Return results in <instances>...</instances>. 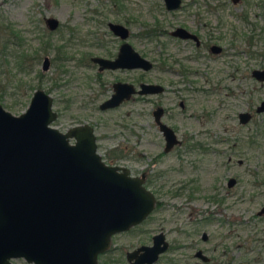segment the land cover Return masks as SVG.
Returning a JSON list of instances; mask_svg holds the SVG:
<instances>
[{
  "label": "rangeland",
  "instance_id": "rangeland-1",
  "mask_svg": "<svg viewBox=\"0 0 264 264\" xmlns=\"http://www.w3.org/2000/svg\"><path fill=\"white\" fill-rule=\"evenodd\" d=\"M182 1L185 9L171 13L174 18L170 19L171 14L163 12L160 0H0V19L12 24L19 32L27 52L38 55L28 73L16 74L30 87L22 96H3L0 99L3 109L18 115L25 110L33 91L43 90L51 96L52 110L56 113L51 127L64 132L75 125H94L97 152L102 160L127 167L132 175L145 168L137 159L141 131H146L144 139L150 142L145 145L146 151H158L161 139L158 132L149 127L148 102L134 99L115 109H97L109 90L96 89V82L101 78L94 75L95 69L86 55H103L106 51L112 52L116 46L115 40L108 35L106 23L128 25L137 32V22L144 25V30L154 19L166 18L168 24L186 20L183 23L189 29L196 28L202 39L210 35L207 41L226 47L227 54L214 61H188L183 57L190 44L175 45L166 41L164 52L168 57L173 56L179 63L198 69L197 73L182 76V84H177L180 76L158 72L155 68L145 73L144 79L149 81L156 80L155 74L163 83L175 81V85H170L173 88H219L216 97L223 96L225 101L233 104L232 107L217 109L215 101L203 102L211 116L201 123L180 117L175 105L168 112L172 117L168 123L174 124L181 135L200 130L205 133H198V136L217 137L222 121L223 133L230 137L226 142L230 151L222 154L208 150L204 155L185 151L178 154L177 151L161 157L156 163L145 160L149 164L146 169H151L150 176L155 178L148 188L159 202L157 208L140 225L112 237L109 251L97 256L100 264H126L125 251L150 244V237L157 232L164 234L169 246L154 264L189 263L192 260L190 243L193 242L206 251L210 258L208 264H264V247L260 248L253 241L255 230L258 231L261 225L254 216L264 203V112H254V107L264 99V81L248 79L252 69L264 68V0H237L235 3L231 0ZM194 12L199 16H192ZM46 17L57 19L55 30L46 29L43 21ZM199 26H203L202 29ZM145 38L135 49L145 58L154 60V37ZM232 51L234 53L229 56ZM43 57L49 60L46 71L40 67ZM228 62L239 67L234 70V77L228 74L233 73ZM207 64L216 65L219 72L199 74L208 71ZM112 76L135 78L136 72H111L102 78L111 81ZM180 94L179 97L189 99L195 110L190 99L196 94L190 91ZM164 97L168 103L171 94L166 93ZM12 102H17L14 108L9 107ZM244 110L251 112V120L246 125H239L236 113ZM215 113L218 115L216 120ZM156 136L158 140L154 139ZM156 141L159 146L154 147ZM209 146L221 150L223 145L211 143ZM227 177L236 179L230 189L225 185ZM189 194L191 198H188ZM211 194L220 199L217 204L210 198L205 199ZM202 232L208 237L205 243L200 241ZM10 263L31 264L21 258L10 259Z\"/></svg>",
  "mask_w": 264,
  "mask_h": 264
},
{
  "label": "water",
  "instance_id": "water-1",
  "mask_svg": "<svg viewBox=\"0 0 264 264\" xmlns=\"http://www.w3.org/2000/svg\"><path fill=\"white\" fill-rule=\"evenodd\" d=\"M164 1L170 9L179 2ZM57 23L45 19L50 30ZM109 27L124 36L120 25L109 23ZM93 60L101 68H149L126 44L113 60ZM47 66L45 57L41 68ZM251 76L263 81L264 68L251 70ZM158 90L161 87L147 84L138 93ZM113 91L100 109L114 107L134 93L124 83H115ZM263 110L264 101L256 107L257 112ZM55 116L51 97L41 90L32 93L18 115L0 104V264L18 258L31 264H100L97 256L107 248L109 237L138 224L153 207L154 198L141 179L129 176L123 167L103 164L88 125L60 132L49 126ZM159 126L168 147L173 133ZM262 213L264 206L257 212ZM166 247L157 234L151 246H141L127 258L135 257L131 264H149Z\"/></svg>",
  "mask_w": 264,
  "mask_h": 264
},
{
  "label": "flooded vegetation",
  "instance_id": "flooded-vegetation-1",
  "mask_svg": "<svg viewBox=\"0 0 264 264\" xmlns=\"http://www.w3.org/2000/svg\"><path fill=\"white\" fill-rule=\"evenodd\" d=\"M161 1V5H162V9L164 13H175V12H180L182 11V9L184 10V8H182L183 6V1L179 0L178 2V6L175 8H166L165 6V1L164 0H160ZM232 3H235L237 0H231ZM155 7H153V10ZM192 16H199L198 13L194 12L191 13ZM184 16V15H183ZM49 18V17H46ZM44 18V25L46 27V29H48L49 31H53L58 27V23L57 26L50 30L46 24H45V19ZM53 18V17H51ZM168 18L172 19L174 18L171 14V16H168ZM55 19V18H54ZM57 20V19H56ZM182 23H176V24H168L169 21L166 20V18H161L160 20H153L152 25L147 26L144 28V30H142V28L144 27V25L142 23L137 22V27L138 30L137 32H133L131 30V28L128 25H123L120 23H115V22H107L106 23V28H107V32L108 35L115 40L116 42V46L114 47V49L112 50V52L106 51V53H104L103 55H95V54H88L86 55L88 58V61L90 62V66L93 67L95 69V73L94 75L96 77H100V81L96 82L97 83V87L96 89H101L105 90L108 88L109 90V94L106 98H104L101 102L98 103L97 105V109L99 111H106V110H111V109H115L119 106H121L122 104L128 102V101H132L134 99H136L137 101H140L142 103L144 102H148L150 103V107L148 108V112L146 114V116H148L150 118V125L149 127L155 129L156 132H158V134L160 135V139H161V146H159V144L156 142L154 143V147L159 146V150L154 152V151H146L145 150V145L149 144L150 142L146 141L144 139V134H146V131L142 130L138 141H137V145L139 146V151L137 152V159L139 162L143 163L145 165V168H142L139 173L137 175H132L130 173V170L127 167L124 166H120V165H114V164H108L105 163L102 158L101 155L97 152V138L96 135L94 134V125H88L91 129H92V133L94 136V144H95V151L96 153L100 156V160L103 162V164L108 165V166H118V167H123L125 169H127V174L131 177H137L139 179L142 180V186L149 191L153 198H154V203H153V207L150 210V212L136 225H133L131 227H129L127 230L124 231H120V232H116L113 233L110 237H109V243L107 248L99 255H104L107 251H109V248L111 246V239L112 237H114L117 234H121V233H126L129 230H131L133 227L140 225L143 221H145V219L154 211V209L157 208V204L159 203L157 201V199H155V195L154 192L151 191L148 187L151 184V182L155 179L154 177H151L150 175V170L151 169H146L147 167H149V164L145 162V160L150 161L151 163H156L158 162V160L168 154H172V153H176L178 151V154L180 152L185 151V153H196L197 155H204L207 153L208 150H212L213 152H217V153H222L225 154V152L228 150L230 151V149L228 148V146L226 145V142H229V135L224 134V128L225 126L223 125L222 121H218L219 122V127L220 130L218 132L217 137H211V136H198L199 134H203L205 133L202 131H197L196 133H189L186 132V135H181L176 131V127L174 124H170L168 123V120L171 121V115H168L169 110H171V107H176L179 110V114L180 117H186L189 120L194 119L196 122H201L203 123L204 119L209 115L211 116V113L209 112V110H207V104H204L203 102L206 103H210L211 101H215L216 105H217V109H220L221 107L225 106V107H232L233 104L230 103L229 101H225L223 99V96H219L218 98L216 97V91L219 89L217 87H210V88H203V87H193L191 89L188 88H173L170 85L174 84L173 82L175 81H168V84L163 83L160 81V76L158 74H155V78L156 80L154 81H149L144 79V75L145 73L150 72L152 69H157L158 72H165V73H171L176 75L177 77L180 76L181 79H179L177 81V84H182L183 77H186L190 74H196L197 70L196 68H192L189 66H185L182 63H179V61H177L173 56H169L168 57V53H165L164 51L166 50L165 48V44L166 41H168V43H170L172 41V44L178 45L179 43L182 44H190L188 47L189 49H192V52L188 49L187 50V54L184 55V59L185 60H206V61H210V60H216L218 58H221L222 56H225L227 54L226 50H225V46L224 45H219L217 43H212L211 41H207V36L210 35H205V39H202L199 34L197 33L198 31H196V28L193 29H189L187 26V24H184L183 22H185L186 20H179ZM199 21V20H198ZM58 22V21H57ZM109 23L110 24H118L122 27V29L124 30V36L121 37L120 35H118L117 33H114L113 30L109 27ZM168 26V27H167ZM203 26H199V29H202ZM181 30V31H178ZM93 33V32H91ZM94 34V33H93ZM145 37L148 38H152L154 37V42H155V49H154V60H150L144 57L143 53L141 51H138L135 49V46L137 44L142 45V43L145 41ZM160 37H162V41L160 39ZM122 44H126L129 46V48L136 53V55L142 59H145L148 64H149V68L148 69H144L142 66L140 67H133V68H126V67H117L114 69L111 68H101L100 64L97 63L96 61L93 60V58H101V59H105V60H113L116 58L120 46ZM99 45L103 46L104 44L99 43ZM183 45V46H184ZM233 45L231 44V47ZM229 49V46L228 48ZM234 52L232 51V53H228V55L230 56V54H233ZM236 53V52H235ZM249 57H251V53L249 52ZM45 58V57H43ZM42 58V61H43ZM47 58V57H46ZM48 60V58H47ZM167 60V61H166ZM230 61V60H229ZM168 62V63H167ZM227 62V61H225ZM233 62L234 61H230ZM228 65L231 66L233 73H228L231 77H234L236 72L234 73V70H238L239 67H237V64H233L232 63H227ZM42 65V62H41ZM172 65H176L177 67H173ZM216 66V65H215ZM212 67L209 64L206 65V68L208 71L205 72H200L207 74V72L212 75L214 73H218L219 71L216 70L217 67ZM41 67V66H40ZM49 67V60H48V66L46 68V70ZM263 69V68H262ZM42 71H46L43 70L41 68ZM223 71H228L227 69H222ZM253 70V69H252ZM111 72H136V77L135 78H119V77H113L111 78V81H106L103 80L102 77H104L105 74L111 73ZM249 77L248 79H254L256 82H263V81H258L256 80L254 77L251 76V71L248 73ZM94 81L96 80L95 78L93 79ZM115 83H124V84H128L131 85V87L134 90V93H131L128 98L121 100V102H119L118 105L111 107V108H105V109H100L99 105L101 103H103L105 100L109 99V97L111 96V94L114 92L113 91V86ZM147 84H153V85H157L159 87H161V90H158L154 93H143V92H139L141 90V85H147ZM175 85V84H174ZM36 90H41V89H36ZM225 90L229 91V89L225 88ZM35 91V90H34ZM33 91V92H34ZM43 91V90H41ZM186 91H190V93H195L196 96L190 100L193 101V105L196 109L193 110L191 107V104L188 102L189 99H183L179 96H181L180 92H186ZM44 92V91H43ZM45 94H48L46 92H44ZM166 93H170L171 97L167 99L168 103L166 102V98L164 97L166 95ZM177 94V95H176ZM32 95V94H31ZM49 95V94H48ZM233 95V93H232ZM50 96V95H49ZM198 96V97H197ZM31 97V96H30ZM29 97V99H30ZM51 97V96H50ZM165 98V102L163 101V99ZM175 100H177L175 102ZM264 101L261 100L255 107H254V112L255 113H262L263 111L257 112L256 111V107L259 106V104ZM29 102V100H28ZM52 98H51V109H52ZM28 104V103H27ZM55 112V111H54ZM20 114V113H19ZM56 114V113H55ZM223 116V115H221ZM56 117V116H55ZM214 120H216L218 118V115L215 113L214 115ZM207 120V119H206ZM251 120V112L244 110V111H239L236 113V121L239 125H246L249 121ZM54 121V120H53ZM160 124L166 126L167 128H169L172 133H173V137L174 140L171 143L170 146L167 147L166 145V140L165 137L163 135V132L160 129ZM83 125V124H81ZM50 126V125H49ZM76 126V125H75ZM69 129V128H68ZM67 129V130H68ZM66 131V130H65ZM64 131V132H65ZM222 132V133H220ZM155 140H158V136H156L154 138ZM69 142H73L72 140H70ZM211 143H216V144H220L223 145L221 146V150L219 148L218 149H214L211 148L209 146V144ZM193 162V161H192ZM238 164L240 163V161L237 162ZM229 180H232V184L229 185ZM236 184V179L233 177H227L226 179V187L227 188H231ZM217 189V188H216ZM210 196V197H209ZM206 195L205 199H212L215 201V204H217L220 199L217 197L216 194H211V195ZM188 198H191V194L188 195ZM264 206V203L259 207V209ZM259 209L256 211L254 218L257 219L258 221H261V225L257 231V229L255 230V236L253 238V241L259 245L260 248L264 247V213L262 214H257V212L259 211ZM157 234H161L162 235V239L164 242H166L167 247L166 249L159 253L157 255V258L149 263V264H154L157 259L168 249V242L165 240L164 234L162 232H157L156 234H153L150 237V244L148 245H139L136 246L134 248H131L128 251H125L124 253V261L126 264H131L135 261V257L132 256V258H130L128 260L127 258V254L128 253H132L133 251H136L139 247L141 246H151L152 245V237L157 235ZM207 234L205 232H202L200 234V241L205 243L207 241ZM190 250H192L191 253V258L192 260L187 263V264H208L210 261L209 256L207 255L206 251L197 247L196 243H190ZM142 251H138V254L141 253ZM197 252H199V255H197ZM202 257V258H201ZM256 261V257L253 260V262ZM106 264V263H105ZM146 264V263H143Z\"/></svg>",
  "mask_w": 264,
  "mask_h": 264
},
{
  "label": "trees",
  "instance_id": "trees-1",
  "mask_svg": "<svg viewBox=\"0 0 264 264\" xmlns=\"http://www.w3.org/2000/svg\"><path fill=\"white\" fill-rule=\"evenodd\" d=\"M37 56L24 49V39L12 24L0 19V99L6 94L22 96L26 92L30 85L16 74L28 73ZM16 104L12 102L9 107L14 108Z\"/></svg>",
  "mask_w": 264,
  "mask_h": 264
}]
</instances>
